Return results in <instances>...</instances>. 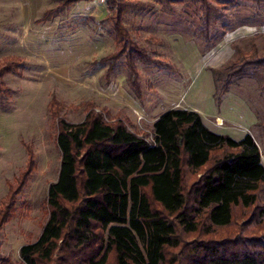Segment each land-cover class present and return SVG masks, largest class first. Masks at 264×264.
<instances>
[{"label":"trees","instance_id":"1","mask_svg":"<svg viewBox=\"0 0 264 264\" xmlns=\"http://www.w3.org/2000/svg\"><path fill=\"white\" fill-rule=\"evenodd\" d=\"M79 1L85 0H62L45 12L44 20ZM160 1L171 7L181 0ZM183 1L197 15L203 54L214 45L215 20L224 15L221 6L264 5V0ZM106 3L117 50L101 61L110 64V75L125 57L129 81L141 100L138 61L171 72L178 68L150 55L126 25L128 14L145 10L147 3ZM235 52L228 64L211 68L219 105L247 67H264V55L250 56L239 47ZM13 58L0 62V93L5 92L3 76L15 71ZM58 123L60 181L50 185V216L41 237L19 250L24 264H264V235L255 234L264 227V162L251 133L241 139L218 133L199 111L183 107L157 117L152 140L123 123L109 124L95 112L81 122L60 118ZM33 167L29 152L18 186ZM7 205L0 222L8 215ZM237 207L255 212L237 234L184 244V234L209 236L232 226Z\"/></svg>","mask_w":264,"mask_h":264},{"label":"rangeland","instance_id":"2","mask_svg":"<svg viewBox=\"0 0 264 264\" xmlns=\"http://www.w3.org/2000/svg\"><path fill=\"white\" fill-rule=\"evenodd\" d=\"M61 1L0 0V62L7 56L17 60L15 71L3 76L5 92L0 93V217L10 204L0 222V264H24L21 246L36 242L48 222L50 185L60 181L62 170L60 118L81 122L95 112L109 124L123 123L152 140L153 124L164 111L195 109L218 133L238 139L253 133L264 162V67H247L220 105L208 74L235 59V47L250 56L264 55V5L221 6L224 15L215 20L214 45L203 54L194 8L183 0L171 7H163L160 0H140L147 8L131 11L126 25L150 55L178 68L171 72L138 61L140 100L129 81L125 57L110 75V64L101 61L117 50L106 0L79 1L44 20L45 12ZM240 101L258 116V126L239 109ZM29 152L34 167L18 186ZM254 213L253 207H237L229 228L209 236L187 233L183 242L235 235ZM255 234L264 235V227Z\"/></svg>","mask_w":264,"mask_h":264},{"label":"crops","instance_id":"3","mask_svg":"<svg viewBox=\"0 0 264 264\" xmlns=\"http://www.w3.org/2000/svg\"><path fill=\"white\" fill-rule=\"evenodd\" d=\"M214 68V67H213ZM210 72H212V70L210 71ZM210 72H208V74H210V77L212 78L211 80H212V82H211V86H212V89H214V92H215V83H214V79H213V73H212V76H211V73ZM226 101V100H225ZM240 106H238L239 107V109H241V110H243V112L245 113V114H247L248 116H249V118H250V123H251V125L252 126H258L257 124H258V116L251 110V108H249V107H247V105H245V104H242V102L240 101L239 103H238ZM222 105H225L224 103L222 104ZM200 114L202 115V117H203V120H204V122L206 123V119L204 118V116H203V114L200 112ZM207 125V124H206ZM247 133H250V132H247ZM247 133H245V135L247 134ZM245 135H243L242 137H244ZM252 135L254 136V134L252 133ZM241 137V138H242ZM241 138H239V139H241ZM254 138H255V140L257 141V138L254 136ZM236 139H238V138H236ZM257 143H258V145H259V147H260V143H259V141H257ZM261 149V148H260ZM261 153H262V150H261ZM262 156H263V153H262ZM263 158V157H262Z\"/></svg>","mask_w":264,"mask_h":264}]
</instances>
